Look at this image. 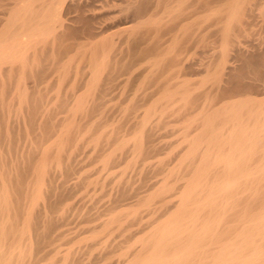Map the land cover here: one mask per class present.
Instances as JSON below:
<instances>
[{
  "label": "bare ground",
  "instance_id": "bare-ground-1",
  "mask_svg": "<svg viewBox=\"0 0 264 264\" xmlns=\"http://www.w3.org/2000/svg\"><path fill=\"white\" fill-rule=\"evenodd\" d=\"M0 264H264V0H0Z\"/></svg>",
  "mask_w": 264,
  "mask_h": 264
}]
</instances>
